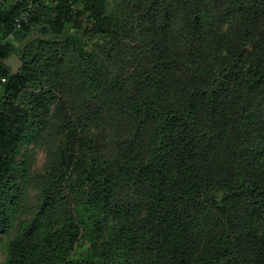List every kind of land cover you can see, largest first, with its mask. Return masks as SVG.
I'll list each match as a JSON object with an SVG mask.
<instances>
[{"label":"trees","instance_id":"1","mask_svg":"<svg viewBox=\"0 0 264 264\" xmlns=\"http://www.w3.org/2000/svg\"><path fill=\"white\" fill-rule=\"evenodd\" d=\"M117 1L0 0V264H264V0Z\"/></svg>","mask_w":264,"mask_h":264},{"label":"rangeland","instance_id":"2","mask_svg":"<svg viewBox=\"0 0 264 264\" xmlns=\"http://www.w3.org/2000/svg\"><path fill=\"white\" fill-rule=\"evenodd\" d=\"M111 6H117L118 1L117 0H109ZM82 22V21H81ZM72 24V23H71ZM69 24V26L71 25ZM30 36L34 35L36 30L34 28L31 29ZM66 31H69L68 28H65ZM11 37V36H10ZM46 158V152L45 149L41 146H36L35 144H27L26 146H23L20 148L19 153L16 156V160L20 161L23 160L25 162V169L30 173L32 177L37 176L38 174L43 173V164L45 163ZM34 193L36 191L30 189H27V201L33 203L35 200ZM4 236H1L0 241V263L4 259V252L2 248V242H3Z\"/></svg>","mask_w":264,"mask_h":264},{"label":"water","instance_id":"3","mask_svg":"<svg viewBox=\"0 0 264 264\" xmlns=\"http://www.w3.org/2000/svg\"><path fill=\"white\" fill-rule=\"evenodd\" d=\"M0 63L10 68V73L12 75H15L22 65V61L15 54H11L10 56L6 58L1 59Z\"/></svg>","mask_w":264,"mask_h":264},{"label":"built area","instance_id":"4","mask_svg":"<svg viewBox=\"0 0 264 264\" xmlns=\"http://www.w3.org/2000/svg\"><path fill=\"white\" fill-rule=\"evenodd\" d=\"M21 20L26 21V14L21 17ZM15 28H19V21L18 19L14 21Z\"/></svg>","mask_w":264,"mask_h":264}]
</instances>
